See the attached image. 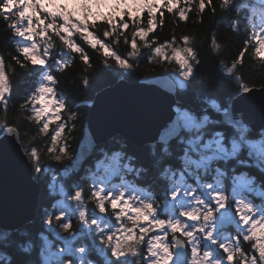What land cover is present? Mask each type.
<instances>
[{
	"label": "snow or ice",
	"instance_id": "snow-or-ice-1",
	"mask_svg": "<svg viewBox=\"0 0 264 264\" xmlns=\"http://www.w3.org/2000/svg\"><path fill=\"white\" fill-rule=\"evenodd\" d=\"M233 2L223 0L222 10L240 13L244 5L233 6ZM180 4L181 0H0V19L13 37L20 38L15 40L16 54L12 59L22 69L33 66L31 71L38 77V87L30 91L20 108L30 110L28 119L40 125L38 134L48 135L50 124L59 121L49 136L51 146L47 152L52 161L63 164L72 158L64 133L68 127L70 134L75 129V124L70 122L79 118V113L72 111L68 120H62L66 102L56 98L53 86L57 80L52 70L63 72L77 54L87 70L92 67L88 49L103 52V64L109 66L106 71L118 65L125 70L121 78L130 77L141 56L138 38L142 44L149 45L150 34L165 22L160 11L162 5L169 13L176 10L179 20L189 19L188 11L178 7ZM206 10L215 15L213 0H198L201 18ZM239 25L236 16L231 28L239 32ZM129 31L130 39L126 35ZM259 33L264 34V20ZM260 34L253 32L231 66H225L224 78L237 84L235 94L221 98L202 91L196 101L187 97L174 102L175 117L158 142L163 146L162 152L170 155L169 141H179L181 167L173 170L169 165L160 173L168 181L162 204H156L154 193L134 183L147 169L135 167L134 157H128V162L121 166L123 153L114 152L113 163L105 168V174L92 173L86 177L91 181L87 191L80 183L72 186L71 194L61 186L63 199L52 205L54 211L44 210V223L64 244L53 254L55 260L46 264H77V261L94 264L89 258L93 253L102 256L104 264H264V180L258 188L256 177L242 172L233 174L231 183H227L229 173L223 167L235 161L264 174V126L259 140L249 139V124L242 113L237 116L235 107L254 87L244 76L237 75L253 39L255 56L264 60V35ZM53 37L59 41V49L54 48ZM121 40L129 46L126 55L119 51ZM182 40L183 47L179 48L172 47L176 42L174 36L154 48L149 45V55L153 59L177 62L179 75L166 83L170 89L186 91L201 61L198 51L188 46L189 37L183 36ZM211 44L219 52L215 35ZM166 47L171 48V56ZM6 68V58L0 54V110L5 113L6 96L11 90ZM89 84L85 75L82 85ZM215 114L218 117L213 119ZM8 134L18 142L23 164L34 180L51 171V164L42 166V157L32 141L23 142L25 136L19 124L0 119V140ZM244 149L248 150L247 158L241 157ZM152 151L155 155L156 144L152 145ZM235 171L233 168L232 172ZM115 178H119L118 184L113 183ZM48 187L52 189V185ZM86 198L93 201L91 209L84 203ZM73 218L79 223L75 230ZM43 238L46 250L50 251L52 241ZM80 241L84 243L77 246ZM30 247L29 242L23 250L27 252Z\"/></svg>",
	"mask_w": 264,
	"mask_h": 264
},
{
	"label": "trees",
	"instance_id": "trees-1",
	"mask_svg": "<svg viewBox=\"0 0 264 264\" xmlns=\"http://www.w3.org/2000/svg\"><path fill=\"white\" fill-rule=\"evenodd\" d=\"M213 4L216 7L215 15L213 16L210 11L206 10L201 18V14L198 11V0H192L191 3H185V0H181V4L178 7L185 8L188 11L189 19L187 21L179 20L176 10L169 13L165 6L162 5L160 7L165 22L163 26L158 27L154 33L150 34L149 45L154 48L159 43H164L174 36L176 42L172 47L179 48L183 47V36H188V46L198 51L201 61L196 77L188 84L187 90L176 88V100L191 97L193 101H196L202 91L221 98L235 94L237 84L235 81L230 82L224 78L226 75L225 66H231L233 59L245 43V40L250 39L253 32L259 31V25L264 20V3L261 0H234L233 6L244 5L240 13L222 10L223 0H213ZM236 16H239L240 20L239 32L231 28V23ZM6 29V23L0 19V54H3L6 58V70L11 84V90L6 96V99H8V110L7 113L0 110V119L18 123L21 134L25 136L23 142L28 143L31 140L33 145L38 148V154L42 157V166L51 164L52 168L39 180L40 192L33 220L12 231L0 229V264H43V253L46 248V242L43 237H47L49 241H52L53 246L61 242L60 238L47 227L42 219L45 209L50 212L54 211L52 205L57 200L63 199L60 193L61 186L64 187L66 192L71 194L72 186L75 183H80L87 191L91 181L87 180L86 177L92 173L97 175L105 174V168L113 163L111 160L113 153L119 151L123 153L121 166L128 162V157H134L132 163L135 167L147 169L134 183L138 187L154 193L155 202L159 205L164 200L168 183L166 179L161 178L160 173L164 167L169 165L173 170L181 167L179 156L182 155V146L176 139L169 141V155L162 152L163 146L159 142L136 146L122 136L116 135L98 144L84 160L80 169L65 170L63 166L70 159L63 164H57L50 159L51 154L47 152V148L51 146L49 136L53 134L52 129L59 121H53L50 124L48 135L38 134L40 125L28 119L31 115L30 110L20 108L21 105L25 104L30 91L34 87H38V84H36L38 77L31 71L33 66L29 65L28 68L22 69L12 59V56L16 54L15 40L20 38L13 37ZM126 35L130 39L131 32L129 31ZM213 35H215L216 42L220 46L219 52L213 50L211 44ZM52 42L55 49L60 48L56 37L52 38ZM255 43L256 41L253 39L245 55L243 67L239 68L237 75L244 76L250 86L262 87L264 86V60L255 56L254 48L252 47ZM138 44L141 45L139 65L130 77L124 75V79L128 82H137L144 76L168 75L173 78L174 75H179L180 68L177 62L174 60L165 61L159 57L153 59L149 55V45L142 44L139 38ZM118 47L120 53L125 55L129 50V46L125 45L122 40ZM86 51H88L92 65L87 70H85L86 66L78 59V54L77 58L73 59V63L63 72L56 69L52 70L57 80V83L53 86L57 92L56 98H62L66 102V108L61 113L62 120H68L72 111L79 113V118L70 122L75 124V129L69 134V129L66 127L64 133L67 138L66 143L70 146L72 157L82 137L83 126L89 112V103L94 94L104 87L113 85L125 71L119 68L118 65H113L110 71H106L109 66L103 64V52L88 49ZM165 51L171 56V48L166 47ZM221 61L224 62L223 65ZM109 64H112L111 60H109ZM85 75L90 80V84L87 87L82 85V79ZM77 105H79V108L76 107ZM243 117L248 124L252 120L249 113H244ZM212 118L215 119L216 117L212 116ZM259 133L260 131L253 132L249 128V139L253 141L259 140ZM33 137H35L34 140H32ZM153 144H156L155 155H153L152 151ZM247 156L248 150L244 149L241 157L247 158ZM223 167L229 173L227 183H231L230 177L233 174L239 175L242 172L256 177L258 188L260 186L259 182L264 180V174L255 167L245 168L236 164L235 161H230ZM233 168L236 169L235 173L232 172ZM109 172H111V169H109ZM127 179L132 180V177L128 176ZM119 182V178L113 180V183L118 184ZM49 185H52V189L48 187ZM84 203L91 209L92 200L86 198ZM161 218L165 217L161 216ZM72 226L74 230L79 228L76 218L72 219ZM29 242L31 247L25 252L23 249ZM83 243V241H80L77 246H81ZM245 250H248L247 245H245ZM144 254L147 256L146 251ZM89 258L94 264H104V258L98 253H93ZM68 259H71V257H68ZM129 259L135 258L129 257Z\"/></svg>",
	"mask_w": 264,
	"mask_h": 264
},
{
	"label": "water",
	"instance_id": "water-1",
	"mask_svg": "<svg viewBox=\"0 0 264 264\" xmlns=\"http://www.w3.org/2000/svg\"><path fill=\"white\" fill-rule=\"evenodd\" d=\"M168 75L144 76L137 82L118 79L94 94L75 154L65 170H78L100 143L120 135L136 146L158 142L175 117V91L167 85ZM235 107L237 116L249 113V128L264 126V87H253ZM218 117V114L213 115ZM171 141V140H170ZM18 142L8 134L0 140V229L12 231L35 217L39 180H34L22 161Z\"/></svg>",
	"mask_w": 264,
	"mask_h": 264
},
{
	"label": "rangeland",
	"instance_id": "rangeland-1",
	"mask_svg": "<svg viewBox=\"0 0 264 264\" xmlns=\"http://www.w3.org/2000/svg\"><path fill=\"white\" fill-rule=\"evenodd\" d=\"M257 34H260V33H257ZM260 35H264V34H260ZM175 76H178V75H174V77ZM116 226L119 227L120 226L119 223ZM62 247H64V244L62 242H60L56 246H53V244H52L50 251L46 250V248H45V251L43 253V264H46V261H49V262L54 261L55 260V256L53 254L56 253L57 250L62 248Z\"/></svg>",
	"mask_w": 264,
	"mask_h": 264
}]
</instances>
